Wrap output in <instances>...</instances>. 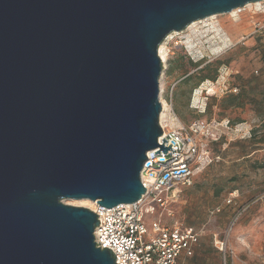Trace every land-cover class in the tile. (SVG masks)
<instances>
[{"label":"water","instance_id":"95a60500","mask_svg":"<svg viewBox=\"0 0 264 264\" xmlns=\"http://www.w3.org/2000/svg\"><path fill=\"white\" fill-rule=\"evenodd\" d=\"M263 1L0 0V264H116L63 201L138 202L147 153L175 152L160 46Z\"/></svg>","mask_w":264,"mask_h":264},{"label":"rangeland","instance_id":"374dc122","mask_svg":"<svg viewBox=\"0 0 264 264\" xmlns=\"http://www.w3.org/2000/svg\"><path fill=\"white\" fill-rule=\"evenodd\" d=\"M253 9H239L236 19L231 13L217 16L215 21L230 40L226 45L214 38V32L195 39L193 49L178 44V36L165 45L167 57L162 60L159 80L160 102L162 107L165 102L168 109L165 125L171 127L173 120H177L176 127L202 120L215 123L217 130L214 141H204L211 162L195 176L194 185L183 187L166 211L157 210L155 216L146 218L149 228L157 218L166 225L200 231L192 264H224L214 246V236L222 238L227 231L231 233L227 264H264V120L253 105L220 108L229 90L238 94L244 86L248 90L255 78L264 81V32L247 38L256 22L264 25V15H254ZM207 64L219 65L218 72H201ZM204 77L208 79L203 81ZM233 191L238 192V198L228 205L227 198ZM63 203L94 209L91 201ZM218 207L221 212L212 216L210 212Z\"/></svg>","mask_w":264,"mask_h":264},{"label":"built area","instance_id":"2783aa9c","mask_svg":"<svg viewBox=\"0 0 264 264\" xmlns=\"http://www.w3.org/2000/svg\"><path fill=\"white\" fill-rule=\"evenodd\" d=\"M253 12L254 15H264V1L259 2ZM254 27L247 38L264 32L261 22H256ZM169 108L172 110V106ZM162 131L158 144L162 146V139H165L167 143L164 146H172L175 152L167 151L164 154L158 147L147 153L141 171V182L145 188L142 198L136 203L121 204L112 209L94 202L95 209L92 211L98 215L95 243L98 248L113 252L116 264H186L185 260L194 255L199 244L201 232L195 228L166 225L157 218L149 228L146 218L155 216L157 210L166 211L181 194L183 187L192 186L198 172L209 166L211 153L204 141L217 138L216 125L197 120L186 126L162 127ZM158 151L160 155H155ZM237 196V191L230 193L226 203L233 204ZM220 212L221 207H218L210 213L214 216ZM230 236L231 233L227 231L219 241L217 248L220 252L226 253Z\"/></svg>","mask_w":264,"mask_h":264},{"label":"bare ground","instance_id":"6f19581e","mask_svg":"<svg viewBox=\"0 0 264 264\" xmlns=\"http://www.w3.org/2000/svg\"><path fill=\"white\" fill-rule=\"evenodd\" d=\"M258 6H259V3H250V4H247L246 7L241 8L240 10H246L247 8H253V7H258ZM238 12H240L239 9L233 10L231 12L232 16H234L233 17L234 19H236ZM216 18H217V16H212L208 20L194 23L188 27L186 33L179 34V35H173L170 38V40L173 37L178 36L180 39V42H178V44L181 43V44L187 46L189 49H193V48H196L195 43H194L195 39L198 40L199 37L206 35L207 33L214 32L215 33L214 38H219L223 42V44L226 45V44H228V42L230 40L228 38V35H227L225 29L221 27L220 23L215 21ZM219 49H221V48H219ZM167 50H168V48L165 45H162L159 48V55H160L161 59L163 60V62L166 61ZM196 100H197V98H196ZM167 111H168L167 105L165 102H163V110H162V113L160 116V124L162 127H166V125H165V123H166L165 119L166 118L165 117H166ZM175 121H177V120L171 121V127H173V128L177 126V123ZM82 201H89V200H82ZM92 203H93V207L95 209L94 202H92ZM94 209H92V210H94Z\"/></svg>","mask_w":264,"mask_h":264},{"label":"trees","instance_id":"16d2710c","mask_svg":"<svg viewBox=\"0 0 264 264\" xmlns=\"http://www.w3.org/2000/svg\"><path fill=\"white\" fill-rule=\"evenodd\" d=\"M196 66L198 65L196 64ZM218 68L219 65L215 66L212 64H207L200 71L204 72L206 70H214L215 73H217ZM206 79H208V77H204L202 80L204 81ZM249 83H252L254 85L251 84L248 90H247V86L242 87L241 92H239L238 94L231 93V90H229L227 92L229 93V95L228 97H226L221 101L220 108L222 110H228V109L243 108L245 106L253 105L255 107V111L257 112L258 117L264 120V81L261 82L260 78L257 79L255 78L252 82ZM194 182L195 179L193 180L192 186L194 185ZM192 186L184 187V188H190Z\"/></svg>","mask_w":264,"mask_h":264},{"label":"crops","instance_id":"0c3cea01","mask_svg":"<svg viewBox=\"0 0 264 264\" xmlns=\"http://www.w3.org/2000/svg\"><path fill=\"white\" fill-rule=\"evenodd\" d=\"M201 236H202V233H201ZM230 238H229V241H228L229 243H230ZM222 239H223V235H222V238L218 237V235H215L214 236V246H215V248L218 251H219V249L217 247L219 245V241L222 240ZM200 240H201V237H200ZM199 244H200V241H199ZM199 244L195 248L194 255L191 258H187L185 260V263L186 264H192L193 258H194L195 254H196V251H197V248H198ZM219 253L223 256L224 264H227V259H226V253H227V251H226V253H222V252L219 251Z\"/></svg>","mask_w":264,"mask_h":264}]
</instances>
